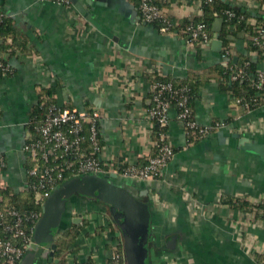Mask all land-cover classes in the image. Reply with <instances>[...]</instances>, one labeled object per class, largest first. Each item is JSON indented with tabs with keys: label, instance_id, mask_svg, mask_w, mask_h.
Returning a JSON list of instances; mask_svg holds the SVG:
<instances>
[{
	"label": "crops",
	"instance_id": "obj_1",
	"mask_svg": "<svg viewBox=\"0 0 264 264\" xmlns=\"http://www.w3.org/2000/svg\"><path fill=\"white\" fill-rule=\"evenodd\" d=\"M75 1L59 5L48 0H0V11L36 51L34 56L21 57L0 49V58L14 69L12 76L0 79V153L6 159V180L16 192L26 179L24 137L42 90L56 88L59 101L73 108L101 110L102 156L116 165L123 160L144 167L154 150L146 116L150 88L144 72L159 67L164 76L178 80L221 63V51L212 45L199 56L187 37L162 34L142 20L140 0ZM225 1L249 16L264 7L259 0ZM185 2L190 1L159 0L173 17L181 12L189 21L203 15L196 5L182 8ZM260 14L264 16V11ZM214 39L213 32L211 42ZM246 44L243 37L235 42L234 58L246 55ZM259 70L264 71V58ZM169 119L167 134L175 155L162 176L127 183L136 197L151 206L148 263L258 264L255 254H264V217L234 209L229 200L264 202V159L246 149L264 146V106L246 111L232 102L218 81L211 80L199 88L194 119L201 127L220 124V129L189 145L175 110ZM73 202L66 228H73L72 219L79 212L88 225L78 237V253L67 258L79 264L89 259L110 264L120 232L109 225L102 206L80 198ZM173 238L175 250H170L167 244ZM36 264L50 263L39 259Z\"/></svg>",
	"mask_w": 264,
	"mask_h": 264
},
{
	"label": "built area",
	"instance_id": "obj_2",
	"mask_svg": "<svg viewBox=\"0 0 264 264\" xmlns=\"http://www.w3.org/2000/svg\"><path fill=\"white\" fill-rule=\"evenodd\" d=\"M48 1L59 5H69L70 3L69 0ZM158 2L159 0H140L139 12L142 20L148 24L159 23L158 30L162 34L177 35L176 32H171L170 27L172 24H179L184 19L183 14L180 12L179 16L173 17L169 7L159 5ZM162 2H167V0H162ZM187 5L190 4L185 2L181 7ZM195 5L200 10L202 9L201 0H196L193 6ZM261 10L264 11V7ZM228 15L234 16L231 12H228ZM5 17L6 14L0 11V24ZM183 33L187 36L189 46L194 50L196 41L202 40L207 46L212 40L204 22L189 20ZM252 40L254 44L262 46L264 44V28H261L260 36L253 37ZM229 54L230 52L223 54L225 65L231 61ZM248 64L247 62L239 67L237 72L232 75V79L243 78ZM13 74L14 69L11 64L0 59V76L8 77ZM144 74H146L144 76L146 79L148 75H152L154 79L152 83L148 81L151 106L146 111L152 129L155 123L162 128L169 125L170 111L175 109L170 103L168 93L175 94L180 100L177 105L179 110L175 111L177 120L187 136L191 135L195 139L204 140L210 136L213 130L222 127L220 124L210 127L198 125L192 117L193 111L187 106L189 97L185 94V89H174L171 83L155 79L156 76H163L161 68H150ZM253 79L257 88L264 90V71L259 70ZM44 104L42 103L41 107ZM237 105L243 108L240 100L237 101ZM103 118L104 114L99 109L60 108L56 104H51L47 107L43 119L34 127V132L28 130L23 145V151L28 158L26 179L18 192L32 193L36 209L25 214H22L15 206L0 209V264H21L27 254L37 249L33 236L35 227L42 216L43 205L56 188L71 178L115 174L119 178L130 181L150 182L156 181L162 176L163 170L175 155L167 132L161 134L160 142L153 141V147L158 148V152L155 156L148 155L146 166L128 165L123 171H120L117 170L112 160H107L102 156L100 123ZM192 144L193 142H189V145ZM6 169V159L0 153V191L10 187L6 180ZM66 177L69 178L65 180ZM2 202L3 197L0 195V206ZM122 250L120 241L115 242L110 259L111 264H126ZM169 264L174 263L171 260Z\"/></svg>",
	"mask_w": 264,
	"mask_h": 264
},
{
	"label": "trees",
	"instance_id": "obj_3",
	"mask_svg": "<svg viewBox=\"0 0 264 264\" xmlns=\"http://www.w3.org/2000/svg\"><path fill=\"white\" fill-rule=\"evenodd\" d=\"M189 4L193 5L196 0H189ZM203 15L199 18L193 19V22H204L207 25V29L210 34V39L213 38V24L217 18L223 19V28L221 31L220 38L223 42V48L221 50V63L215 65L212 68H209L206 72L195 73L192 72L186 79H171L166 76H156L155 79H159L163 82H169L172 84L174 89H185V94L189 97L187 106L193 111L194 117V101L199 92V88L205 83L216 80L219 82L221 87L226 93L231 96L232 102L237 104V101H241V106L246 111L258 109L264 106V90L258 89L253 77L259 71V64L263 61L264 58V44L262 46L254 44L252 40L253 37L260 36L261 28H264V16L260 14L261 11L256 16H249L244 13L242 8H237L232 3H227L225 0H201ZM260 6H264V0H259ZM160 5V3L158 2ZM228 12L233 13L234 16H229ZM189 21L186 19L182 20L179 24H172L170 27L171 32H176L179 35L187 37L183 30L187 27ZM154 25L159 28V23H154ZM241 37L247 39L246 44V55L237 54L238 60L234 62V56L236 51L234 48L235 42ZM204 41L198 40L195 43V50L198 55H202L204 48ZM0 49L5 50L9 53L10 56H15L19 53L18 56L25 57L30 56L36 51L33 47L27 42L14 27L12 19L7 15L4 18L3 22L0 24ZM230 52L229 56L231 61L227 65L223 63V54ZM1 59V58H0ZM8 63L6 59H1ZM249 63L245 68V76L243 78H238L237 80L232 79L239 67ZM9 75L8 77H10ZM4 78L2 75L0 79ZM148 81L153 82V76L148 75ZM58 94L56 88L45 89L42 92H39V102L38 105L33 108L30 117L29 129L34 132V127L39 124L43 119L46 109L51 104H56L60 108H73L70 103H61L58 99ZM56 97V98H55ZM168 98L172 107L178 111L179 98L175 94L168 93ZM45 103L41 107V104ZM247 105V106H246ZM167 127H160L155 123L152 129V137L154 141L160 142V137L162 133L167 132ZM189 142H198V139L189 135ZM100 143L102 145L101 136ZM158 152V148H154L153 154L155 156ZM148 162V159H147ZM115 163L117 170L123 171L128 165L120 160ZM147 165V163H146ZM69 177H66L67 180ZM131 190L130 186H126ZM0 195L3 197V202L0 209L3 207H12L15 206L22 213H28L35 210V205L33 203V195L30 192H16L12 187H8L0 191ZM75 198H80L81 200H86L88 202H93L96 205L102 206L109 216V225L117 229L113 223L109 210L107 206L98 203L94 199L88 200L80 195H76ZM148 203V202H147ZM228 204V202L223 203ZM229 205L234 208L241 210L243 212L253 213L258 218L264 217V202L250 204L243 201L241 198H233L229 200ZM150 206V205H149ZM151 208V206H150ZM88 225V222L84 220L81 224H75L73 228H66V222H63L61 225V230L59 231L55 244L57 246L55 252V258L59 259L58 264H79L76 260L67 258V254L76 255L78 253V237L80 236L82 230ZM118 230V229H117ZM121 236L119 241L121 243V250L123 249ZM150 244V239H149ZM150 248V247H149ZM123 251V250H122ZM255 258L257 259L258 264H264V254L256 253ZM82 264H95L92 259H89L86 263ZM111 264V262H110Z\"/></svg>",
	"mask_w": 264,
	"mask_h": 264
},
{
	"label": "water",
	"instance_id": "obj_4",
	"mask_svg": "<svg viewBox=\"0 0 264 264\" xmlns=\"http://www.w3.org/2000/svg\"><path fill=\"white\" fill-rule=\"evenodd\" d=\"M77 4L75 0H69ZM78 10L95 26L102 30L83 9ZM223 19L217 18L213 24L215 39L211 42L213 49L221 51L223 42L220 38ZM238 60L234 58V62ZM245 142V141H243ZM246 149L255 152L264 159V146L247 145ZM125 183H121L115 174L108 176L86 175L71 178L56 188L42 208V216L34 230L37 249L27 254L21 264H36L39 259L58 264L55 258L57 246L55 239L61 225L73 210V199L80 195L88 200L94 199L107 206L113 223L120 232L126 264H149V239L151 235L152 211L146 201L136 197ZM83 213L79 212L72 219L73 224L83 222ZM175 239L169 242L170 250H175Z\"/></svg>",
	"mask_w": 264,
	"mask_h": 264
},
{
	"label": "rangeland",
	"instance_id": "obj_5",
	"mask_svg": "<svg viewBox=\"0 0 264 264\" xmlns=\"http://www.w3.org/2000/svg\"><path fill=\"white\" fill-rule=\"evenodd\" d=\"M121 180H120V182L121 183H125L126 185H127V183H129L130 181L129 180H127V179H122V178H120ZM67 218H68V216H67ZM66 218V219H67Z\"/></svg>",
	"mask_w": 264,
	"mask_h": 264
},
{
	"label": "flooded vegetation",
	"instance_id": "obj_6",
	"mask_svg": "<svg viewBox=\"0 0 264 264\" xmlns=\"http://www.w3.org/2000/svg\"><path fill=\"white\" fill-rule=\"evenodd\" d=\"M67 219L64 220V222H66Z\"/></svg>",
	"mask_w": 264,
	"mask_h": 264
}]
</instances>
